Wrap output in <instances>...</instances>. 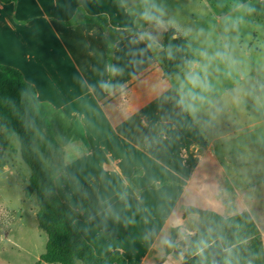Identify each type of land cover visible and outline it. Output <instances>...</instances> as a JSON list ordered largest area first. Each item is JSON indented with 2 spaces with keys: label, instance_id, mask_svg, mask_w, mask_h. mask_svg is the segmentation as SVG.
Listing matches in <instances>:
<instances>
[{
  "label": "crops",
  "instance_id": "1",
  "mask_svg": "<svg viewBox=\"0 0 264 264\" xmlns=\"http://www.w3.org/2000/svg\"><path fill=\"white\" fill-rule=\"evenodd\" d=\"M144 26L127 0L0 2V65L18 69L36 88L48 125L38 130L34 147L62 201L80 211L77 196L94 180L102 203L130 190L98 216L76 222L96 254L119 251L130 264L133 256L141 257L139 264H184L199 226L197 215H186L189 208L225 218L247 212L264 235V213L248 205V190L256 188L248 167L259 175L264 165L262 142L250 137L257 112L236 84L215 89L197 57L166 78L147 39L159 34ZM189 73L208 89L193 87ZM255 181L264 185V177ZM35 200L36 194H24L22 211L33 205L35 215ZM174 228L178 248L166 256ZM42 255L30 264H47Z\"/></svg>",
  "mask_w": 264,
  "mask_h": 264
},
{
  "label": "rangeland",
  "instance_id": "2",
  "mask_svg": "<svg viewBox=\"0 0 264 264\" xmlns=\"http://www.w3.org/2000/svg\"><path fill=\"white\" fill-rule=\"evenodd\" d=\"M127 2L137 23L142 26L148 24L143 31H157L155 33L159 34L157 23L144 18V12L149 11L163 21L159 24L160 30L171 27L185 35L193 58H199L207 67L204 71L205 78L217 81L215 89L223 91L224 84H236L238 95H242V100L257 112L250 137L253 141L261 140L259 145L264 155V133L261 132L262 128L264 131V123L257 122L258 118L264 117V0ZM99 20L104 22L102 18ZM147 39L159 55L162 50L159 35L151 38L148 34ZM217 53H223L225 58L217 56ZM250 145L248 144V152ZM9 147L8 152H5L9 167H0V264H30L32 256H41L46 252L48 236L39 227L36 200L35 215L33 205L28 207V212L22 211V200L24 194L26 196L25 189L30 183L32 170L22 158L17 135L12 137ZM4 160L6 162L5 155ZM45 168L50 173V167ZM259 170L260 174L257 175L255 169L248 167L249 184L256 186L253 191L248 190V205L264 213V185L260 187L255 181L257 177H264V165ZM249 195L256 197L257 203L250 204ZM157 229L156 223L149 229L148 236L143 240L144 244L152 241ZM262 238L264 242V235ZM158 248L160 249V245ZM186 254L187 248L185 256ZM131 259L139 264L141 257L133 256ZM127 260L130 264V259ZM177 264H180V260Z\"/></svg>",
  "mask_w": 264,
  "mask_h": 264
},
{
  "label": "trees",
  "instance_id": "3",
  "mask_svg": "<svg viewBox=\"0 0 264 264\" xmlns=\"http://www.w3.org/2000/svg\"><path fill=\"white\" fill-rule=\"evenodd\" d=\"M17 0H0L3 3ZM159 32L162 60L166 78L182 73L193 61L185 35L171 27ZM144 27L142 28V30ZM0 167H4L5 152L13 135L20 138L21 155L31 168L26 197L36 194L38 223L47 236L46 252L41 261L47 264H128L125 254L116 251L106 257L96 254L93 247L79 232L76 222L98 216L121 197L130 193L126 189L110 202L99 199V182H89L77 196L78 211L62 201L57 193L51 173L44 167L35 151L38 130L48 125L42 105L37 101L36 88L26 82L18 69L0 65ZM199 217V226L191 238L185 264H264L262 234L249 213L225 218L213 212L189 208L186 215ZM177 228L172 229L165 255L177 249ZM165 260V258L163 259Z\"/></svg>",
  "mask_w": 264,
  "mask_h": 264
},
{
  "label": "clouds",
  "instance_id": "4",
  "mask_svg": "<svg viewBox=\"0 0 264 264\" xmlns=\"http://www.w3.org/2000/svg\"><path fill=\"white\" fill-rule=\"evenodd\" d=\"M143 15H144V18L146 20L155 21L157 24H162L163 23L162 20H160L158 17L152 15L149 11H145ZM216 55L221 57L222 59L225 58L223 53H217ZM112 71L116 72L118 70L113 68ZM187 79L192 84L193 87H199V88H201L203 90H207L208 87H209V85L205 81L201 80L200 76L195 74V73H189L188 76H187ZM101 86L104 87V88L110 87L107 84H102ZM195 98L196 97H193V99H195ZM202 98L203 97H201V99Z\"/></svg>",
  "mask_w": 264,
  "mask_h": 264
}]
</instances>
